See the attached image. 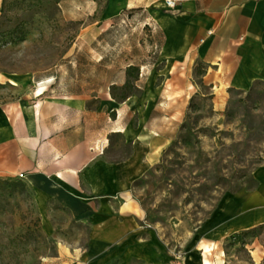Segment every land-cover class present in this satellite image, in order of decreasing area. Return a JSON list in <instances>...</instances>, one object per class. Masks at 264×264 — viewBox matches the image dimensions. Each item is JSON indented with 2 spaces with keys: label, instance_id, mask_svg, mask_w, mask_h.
Masks as SVG:
<instances>
[{
  "label": "crops",
  "instance_id": "obj_1",
  "mask_svg": "<svg viewBox=\"0 0 264 264\" xmlns=\"http://www.w3.org/2000/svg\"><path fill=\"white\" fill-rule=\"evenodd\" d=\"M104 1L103 16L111 22L129 14L158 29L153 68H163L141 74V95L124 102L106 95L94 109L88 96L56 94L52 85L40 96L0 103V175H24L46 234L88 232L82 246L62 240V264H180L142 227L133 188L173 143L200 88L198 76L212 95L264 83V0H175L174 11L166 0ZM64 8L69 18L91 16L100 1L68 0ZM117 134L130 153L109 160V138ZM237 199L227 207L240 205V211L226 212L211 238L264 225L262 182ZM250 254L255 264L264 262L263 245L252 243Z\"/></svg>",
  "mask_w": 264,
  "mask_h": 264
},
{
  "label": "rangeland",
  "instance_id": "obj_2",
  "mask_svg": "<svg viewBox=\"0 0 264 264\" xmlns=\"http://www.w3.org/2000/svg\"><path fill=\"white\" fill-rule=\"evenodd\" d=\"M67 1L0 0V76L27 79L21 85L0 81L1 104L52 85L56 94L88 96L94 109L106 95L118 102L131 93L141 95L138 87L146 81L141 74L163 68H153L161 35L144 25L143 17L126 14L111 22L103 16L105 1L99 0L95 14L69 18ZM128 78L131 85L124 89ZM196 82L200 88L173 143L133 188L144 213L141 225L174 263L203 264L207 245L212 264H255L250 248L254 242L264 246V226L223 239L208 232L226 221V212L240 211V205L228 208L229 201L243 200L262 182L264 83L220 96L212 95L200 76ZM106 150L114 161L130 153L120 134L110 136ZM23 183L19 176L0 175V264H62V240L82 246L88 232H43L34 192Z\"/></svg>",
  "mask_w": 264,
  "mask_h": 264
},
{
  "label": "bare ground",
  "instance_id": "obj_3",
  "mask_svg": "<svg viewBox=\"0 0 264 264\" xmlns=\"http://www.w3.org/2000/svg\"><path fill=\"white\" fill-rule=\"evenodd\" d=\"M5 79H9L11 81V83L15 84V85H21V84H24L27 82V79H22L20 77H16V76H11V77H7V76H0V81H3ZM46 87H42L40 89H37V91L35 92V94L37 96H40L42 95L45 91H46ZM224 93H220V96H223ZM221 103H223V99L220 100ZM261 180H262V184L264 186V176H261L260 177ZM235 209V208H234ZM233 209V210H234ZM203 250H204V253H203V257L205 256V260L203 261V264H212L210 263V261H208L207 257L211 254L212 252V249H211V246H207V245H203Z\"/></svg>",
  "mask_w": 264,
  "mask_h": 264
},
{
  "label": "trees",
  "instance_id": "obj_4",
  "mask_svg": "<svg viewBox=\"0 0 264 264\" xmlns=\"http://www.w3.org/2000/svg\"><path fill=\"white\" fill-rule=\"evenodd\" d=\"M130 69H132V67H130ZM137 81H139V79L138 78H136V82ZM130 85H131V81L129 80V78L126 80V82H125V84H124V89H127V88H129L130 87ZM133 87H136V86H133ZM131 95H133V93H131L130 95H126L122 100H121V102H124V101H126ZM23 186H25V184L23 183L22 184ZM264 226V225H263ZM260 227H262V226H260ZM260 227H258V228H260ZM258 228H255V229H252V230H248V231H244V232H242V233H240V234H237V235H243V234H248V233H250V232H253V231H255V230H257ZM235 237H236V235H234ZM234 236H231V237H234Z\"/></svg>",
  "mask_w": 264,
  "mask_h": 264
},
{
  "label": "built area",
  "instance_id": "obj_5",
  "mask_svg": "<svg viewBox=\"0 0 264 264\" xmlns=\"http://www.w3.org/2000/svg\"><path fill=\"white\" fill-rule=\"evenodd\" d=\"M166 7L169 11H174L176 10V7H177V2L175 0H166ZM104 150L105 148L104 147H101L100 148V152L101 153H104ZM21 179H23L24 175H20L19 176Z\"/></svg>",
  "mask_w": 264,
  "mask_h": 264
}]
</instances>
